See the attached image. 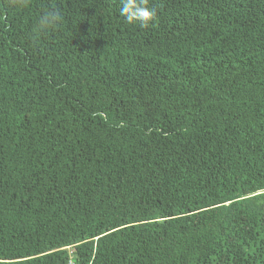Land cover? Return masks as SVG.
<instances>
[{
	"label": "trees",
	"instance_id": "1",
	"mask_svg": "<svg viewBox=\"0 0 264 264\" xmlns=\"http://www.w3.org/2000/svg\"><path fill=\"white\" fill-rule=\"evenodd\" d=\"M121 6L0 0V264H264V0Z\"/></svg>",
	"mask_w": 264,
	"mask_h": 264
},
{
	"label": "clouds",
	"instance_id": "2",
	"mask_svg": "<svg viewBox=\"0 0 264 264\" xmlns=\"http://www.w3.org/2000/svg\"><path fill=\"white\" fill-rule=\"evenodd\" d=\"M10 2L15 5L18 0H10ZM119 11L129 23L139 21L146 24L154 17V11L147 6V0H122ZM62 19L63 16L59 10L52 9L40 17L38 25L41 30H46L61 22Z\"/></svg>",
	"mask_w": 264,
	"mask_h": 264
},
{
	"label": "rangeland",
	"instance_id": "3",
	"mask_svg": "<svg viewBox=\"0 0 264 264\" xmlns=\"http://www.w3.org/2000/svg\"><path fill=\"white\" fill-rule=\"evenodd\" d=\"M50 253L52 252V251H49Z\"/></svg>",
	"mask_w": 264,
	"mask_h": 264
}]
</instances>
